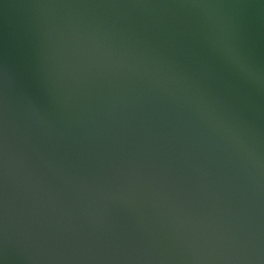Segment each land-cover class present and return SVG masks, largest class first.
I'll list each match as a JSON object with an SVG mask.
<instances>
[{"label": "water", "instance_id": "obj_1", "mask_svg": "<svg viewBox=\"0 0 264 264\" xmlns=\"http://www.w3.org/2000/svg\"><path fill=\"white\" fill-rule=\"evenodd\" d=\"M0 264H264V0H0Z\"/></svg>", "mask_w": 264, "mask_h": 264}]
</instances>
